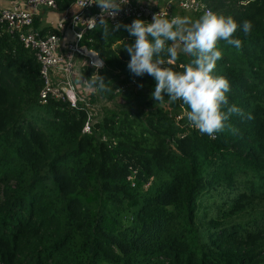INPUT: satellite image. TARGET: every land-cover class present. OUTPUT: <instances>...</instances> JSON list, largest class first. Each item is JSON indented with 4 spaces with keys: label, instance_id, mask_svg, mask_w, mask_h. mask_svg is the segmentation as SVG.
<instances>
[{
    "label": "trees",
    "instance_id": "obj_1",
    "mask_svg": "<svg viewBox=\"0 0 264 264\" xmlns=\"http://www.w3.org/2000/svg\"><path fill=\"white\" fill-rule=\"evenodd\" d=\"M196 1L253 25L234 33L239 51L219 43L213 71L243 113L228 121L236 134L210 138L189 126L181 101L151 97L153 77L127 67L133 20L80 42L103 59L111 88L97 92L82 68L94 90L83 133L89 111L41 104L33 52L0 27V264H264V0ZM73 2L57 0L58 12Z\"/></svg>",
    "mask_w": 264,
    "mask_h": 264
},
{
    "label": "clouds",
    "instance_id": "obj_2",
    "mask_svg": "<svg viewBox=\"0 0 264 264\" xmlns=\"http://www.w3.org/2000/svg\"><path fill=\"white\" fill-rule=\"evenodd\" d=\"M127 2L79 0V9L92 4L98 6L101 9L99 22L93 18L88 21V27L100 26L107 33L105 16L115 17L121 5ZM124 27L135 38L134 43L124 45L130 56L127 67L136 76L148 74L153 77L155 87L151 97L157 103L181 101L188 109L186 119L189 126L210 138L225 130L233 134L238 132L228 121L234 114L242 116L243 113L235 104L229 105L226 95L230 91L229 81L214 75L213 71L223 55L219 43L239 51L242 40L234 33L239 28L245 36L249 35L253 28L251 21L245 20L240 25L231 15L211 10L204 11L198 18L190 15L169 18L159 12L153 16L151 23L134 19ZM182 55L190 59L180 64L181 70H176L173 65L180 61ZM89 86L99 93L111 91L108 83L98 74L90 78Z\"/></svg>",
    "mask_w": 264,
    "mask_h": 264
},
{
    "label": "built area",
    "instance_id": "obj_3",
    "mask_svg": "<svg viewBox=\"0 0 264 264\" xmlns=\"http://www.w3.org/2000/svg\"><path fill=\"white\" fill-rule=\"evenodd\" d=\"M174 5L187 13L206 11L196 0H172ZM159 0H141L134 2L128 0L122 4L115 17L105 16L108 26L116 28L128 20L142 19L151 23L152 18L159 12L172 16V5L166 3L163 8L158 7ZM40 9L50 11L57 10V0H25L21 7L0 9V27L11 34L16 35L21 45L33 52L39 64L42 87L39 92V100L43 105L49 102H61L70 109H78L83 106L89 111L87 122L84 124L83 133H89L91 129V115L93 107L89 97L94 90L89 88L81 75L83 67L90 69L94 74L104 68L103 59L94 51L80 44L87 32L94 28L88 27V21L95 18L99 22L101 9L95 4L87 5L79 9V0H74L53 25L55 33L40 36L31 27L35 16ZM79 9V10H78ZM97 64L100 66L97 67ZM134 85V80L130 82ZM120 92L125 89L120 88ZM118 104H123L121 99Z\"/></svg>",
    "mask_w": 264,
    "mask_h": 264
},
{
    "label": "crops",
    "instance_id": "obj_4",
    "mask_svg": "<svg viewBox=\"0 0 264 264\" xmlns=\"http://www.w3.org/2000/svg\"><path fill=\"white\" fill-rule=\"evenodd\" d=\"M160 1H163V0H160ZM165 1L166 3H170V5H174V2L172 0H165ZM23 2L24 1L22 0H15V1L14 0H0V9H9V8L17 7V6L21 7V4ZM64 12L65 11L58 12V10L50 11L46 9H40V11L38 12V14L35 16L33 20V22L34 21L36 22L37 28L33 29L31 27V29L37 33L39 31L46 30L47 28H53V25L56 24V22L60 19L61 15ZM46 35H48V33L45 34V36Z\"/></svg>",
    "mask_w": 264,
    "mask_h": 264
},
{
    "label": "rangeland",
    "instance_id": "obj_5",
    "mask_svg": "<svg viewBox=\"0 0 264 264\" xmlns=\"http://www.w3.org/2000/svg\"><path fill=\"white\" fill-rule=\"evenodd\" d=\"M137 1H141V0H134V2H137ZM165 3H166L165 0H163V1H160L159 0L158 7L159 8H163V6H164ZM94 106L96 108L95 110L97 111L100 108V103H96Z\"/></svg>",
    "mask_w": 264,
    "mask_h": 264
}]
</instances>
